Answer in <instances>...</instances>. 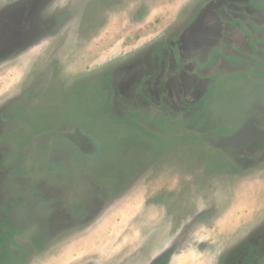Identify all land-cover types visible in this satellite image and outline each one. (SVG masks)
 <instances>
[{
	"label": "rangeland",
	"instance_id": "rangeland-1",
	"mask_svg": "<svg viewBox=\"0 0 264 264\" xmlns=\"http://www.w3.org/2000/svg\"><path fill=\"white\" fill-rule=\"evenodd\" d=\"M0 0V264H264V0Z\"/></svg>",
	"mask_w": 264,
	"mask_h": 264
},
{
	"label": "snow or ice",
	"instance_id": "snow-or-ice-1",
	"mask_svg": "<svg viewBox=\"0 0 264 264\" xmlns=\"http://www.w3.org/2000/svg\"><path fill=\"white\" fill-rule=\"evenodd\" d=\"M59 6L60 7H66V8H69V9H72L73 11H75V9L79 5L76 3V0H60Z\"/></svg>",
	"mask_w": 264,
	"mask_h": 264
}]
</instances>
